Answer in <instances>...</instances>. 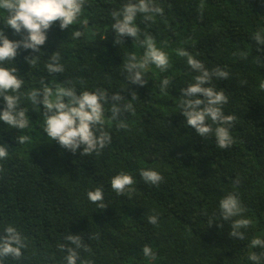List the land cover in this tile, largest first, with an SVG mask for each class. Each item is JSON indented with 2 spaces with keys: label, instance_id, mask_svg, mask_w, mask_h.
Wrapping results in <instances>:
<instances>
[{
  "label": "trees",
  "instance_id": "1",
  "mask_svg": "<svg viewBox=\"0 0 264 264\" xmlns=\"http://www.w3.org/2000/svg\"><path fill=\"white\" fill-rule=\"evenodd\" d=\"M127 2L87 0L78 23L61 30L57 22L47 32L40 53H31L40 55L35 67L25 60L30 51L23 50L4 65L16 68L23 93L40 88L42 79L51 87L71 81L77 94L103 89L133 106L121 117L128 128L119 129L110 120L111 103H105L112 142L98 156L82 157V148L73 154L48 139L42 106L23 97L20 106L27 109L30 127L21 131L0 122V144L9 150L0 160V233L13 226L27 245L19 261L9 257L4 264H66L61 246L69 234L79 235L88 249H77L78 264H254L248 259L253 253L264 264V248L251 247L253 238L264 239V45L252 39L264 32V0H155L163 16L145 22L138 14L135 23L169 55L170 67L161 73L151 66L143 87L129 84L123 71L128 54L142 56L143 48L130 37L116 45L111 28V13ZM0 29L10 40L20 39L2 22ZM76 30L83 35L73 39ZM178 49L209 71L220 67L229 73L227 80L214 77L206 85L224 91L223 112L236 117L229 148L218 149L214 136H198L180 115V90L197 73ZM56 52L64 72L49 74L45 65ZM164 78L170 84L162 91ZM3 105L0 98V110ZM21 135L31 143H17ZM141 169L159 172L162 182L145 183ZM121 172L135 183L134 191L118 196L110 181ZM97 188L105 209L87 197ZM229 193L245 212L224 221L219 202ZM150 215L157 217L156 225L148 222ZM236 219L252 221L240 230L244 240L229 235ZM145 245L156 260L143 256Z\"/></svg>",
  "mask_w": 264,
  "mask_h": 264
},
{
  "label": "clouds",
  "instance_id": "2",
  "mask_svg": "<svg viewBox=\"0 0 264 264\" xmlns=\"http://www.w3.org/2000/svg\"><path fill=\"white\" fill-rule=\"evenodd\" d=\"M86 2L87 0H0V22L11 29L14 35L20 36L19 40L12 41L6 36L4 30L0 29V98L4 102L3 109L0 110V122L10 129L21 131L30 127L27 109L20 106L23 97L33 106H42L44 117L42 130L47 134L48 139L73 154L82 148L80 152L82 157L91 156L93 153L98 156L112 142L110 133L105 129V103H111L110 120L117 121L119 129L128 128V124L121 117L132 109V104H122L124 97L121 94L115 93L108 96L103 89L91 92L84 90L77 94L76 89L70 86L71 81L65 82V85L51 87L42 79L40 88L23 93L21 89L24 80L17 75L16 68L4 65L12 64L18 52L23 50L30 51V55L25 57V60L31 67H35L40 55L33 56L31 53H40L41 46L46 43L47 32L57 22L61 30H69L70 26L79 22ZM138 14L143 15L145 22L153 21L154 15L163 16L164 9L156 6L155 0H128L120 10H114L111 13L114 21L111 28L116 45L124 43V37H130L143 48L142 56L134 52L129 53L127 61L123 63V71L128 83L143 87L147 84L144 78L146 70L154 66L163 73L170 67V61L169 55L157 47L150 34L141 33L135 23ZM72 35L73 39H76L83 33L76 30ZM252 39L258 45H264V32L257 31ZM177 55L185 57L187 65L197 73L194 82L180 90L182 99L178 107L180 115L186 120V126L194 129L202 138L214 136L218 149L229 148L234 143L230 128L236 117L225 115L223 112V106L228 103V97L224 91H217L211 86H206L210 85L214 77L227 80L229 73L220 67L209 71L201 61L184 49H178ZM60 60L61 57L57 52L49 57V62L45 65L49 74L64 72V66ZM169 84L170 80L164 78L161 82V90H166ZM260 88L264 89V83L260 85ZM17 143L21 145L31 143V137L21 135ZM8 155V145L0 144V160H5ZM139 174L142 180L150 185L158 186L163 180L162 175L154 170L141 169ZM134 183L133 177L124 172L115 175L110 181L112 191L118 196L134 191L132 188ZM236 183H239L238 179ZM87 197L90 202L98 203L99 208L107 207L102 202L104 196L101 188L89 191ZM219 209V215L224 221L232 220L245 212L239 198L232 193L220 200ZM148 222L156 225L157 217L148 216ZM251 224L250 219L233 220L230 237L244 240L245 235L240 230L248 228ZM65 241L66 243L61 247L67 253L66 264H78L80 257L77 249L88 250L82 238L79 235L69 234L65 237ZM26 246L24 238L15 227L4 228L0 233V264H4L5 259L9 257L19 261L22 257V249ZM251 247L264 248V239L253 238ZM142 254L147 259L156 260V254L148 245L142 248ZM248 259L254 264H260L261 257L253 253ZM80 264H90V262L80 261Z\"/></svg>",
  "mask_w": 264,
  "mask_h": 264
}]
</instances>
